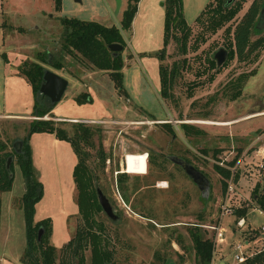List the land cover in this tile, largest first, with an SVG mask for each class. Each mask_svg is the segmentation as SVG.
Here are the masks:
<instances>
[{"label": "rangeland", "instance_id": "obj_1", "mask_svg": "<svg viewBox=\"0 0 264 264\" xmlns=\"http://www.w3.org/2000/svg\"><path fill=\"white\" fill-rule=\"evenodd\" d=\"M182 1L183 18L192 27L185 55L173 41L166 48L162 65L169 68L178 63V76L171 88L173 96L165 100L160 92L158 55L163 49L166 0H140L132 28L121 32L126 44L120 52L123 91L114 87L107 73L86 67L79 55L70 56L62 49L65 29L60 18L120 27L128 0H121L118 13L114 0H61L59 11L54 0H0V115L32 113L35 96L27 78L18 72L24 63H40L39 58L49 53L44 57L49 62L44 64L46 71L64 77L68 86L51 111L53 117L44 118L55 121L70 137L75 124L59 123L56 116L102 121L82 122L94 132V148L83 143L80 147L90 154L87 165L94 172L95 184L119 216L116 222L103 211L95 216L103 223V239L113 252L111 264H196L190 236L194 227L214 241L211 264H238L232 252L233 246L244 244L241 233L264 224V214L251 197L257 184L261 189L264 186V46L246 61L234 57L221 67L209 66L219 49L229 47L232 36L226 28L233 30L253 0L215 33L196 23L212 0ZM256 30L253 41L264 34L261 18ZM55 61L64 69H55L51 65ZM237 91L240 94L235 97ZM82 93L90 101L78 102ZM42 102L49 105L45 99ZM32 120L0 119L4 145L0 154L14 156L12 189L0 194V264H23L26 223L20 200L26 186L13 144L26 137L32 168L43 190L34 221L49 218L52 227L47 240L56 248V264H77L61 253L82 225L73 182L77 156L71 144L55 134L29 135L28 121ZM99 145L107 154L104 167L96 156ZM171 155L201 171L209 181L208 189L200 190L181 166L170 162ZM234 159L231 167L228 162ZM215 165L238 174L227 203L232 214L222 215L226 193H222ZM122 173L128 177L119 182ZM245 206L251 211L246 226L238 228L234 211ZM213 227L222 229L221 242ZM84 256V264H90L88 249Z\"/></svg>", "mask_w": 264, "mask_h": 264}, {"label": "trees", "instance_id": "obj_2", "mask_svg": "<svg viewBox=\"0 0 264 264\" xmlns=\"http://www.w3.org/2000/svg\"><path fill=\"white\" fill-rule=\"evenodd\" d=\"M140 0H128V7L122 14L120 27L105 26L97 21H83L73 18H60L65 33L64 44L62 49L71 54L70 56L79 55L86 67L98 69L107 73L114 83V87L118 91H123L124 75L122 69L124 66L123 57L121 53L113 55L109 50V45L118 43L125 48V40L122 37V30H130L133 24V18L138 10ZM165 4V25L163 34V49L159 53V60L161 62L159 67L160 74V92L161 97L165 100L173 96L171 88L174 85L177 75V64L173 63L172 67H165L162 62L165 61L166 48L170 41L176 43L178 51L181 55L187 52V44L191 32V27L183 18V1L182 0H166ZM249 0H234L231 3L228 0H212L196 18V23L204 26L211 33H215L228 23L232 22L237 14L240 12L244 3ZM56 9H61V0H54ZM264 9V0H253L247 11L243 14L241 20L234 26L226 28V32L230 34L231 40L227 48L229 59L237 57L241 61H246L250 56L264 46V34L259 36L256 40H252L253 34L257 32V24L259 21L260 12ZM202 41H204L202 39ZM226 49V48H225ZM45 54L39 58L40 63L31 62L24 63L19 69V74L27 78L33 96H35V105L32 111L34 119L30 122L28 128L29 135L34 133L49 132L55 134L59 140H67L74 149L77 162L73 171V182L76 187V203L78 206V215L82 221V225L77 228L74 237L61 248V253L70 255L74 258L77 264H84L86 257L84 251L86 249L90 252V264H111L113 262V252L106 247L108 242L103 239V223L95 220V216L102 212V207L97 200L96 182L94 172L91 167H88L87 160L90 154L81 149L80 144L83 143L87 147L94 148L93 134L94 132L89 126L83 123L75 124V133L70 137L63 128H59L57 123L51 119L46 120L44 117L52 115L51 111L56 104L51 100L40 95V87L43 84V75L46 71L44 64H49ZM78 57V58H79ZM183 65L186 60L182 61ZM55 69H62L63 65L60 62H53L51 64ZM210 68H216L214 60L210 61ZM240 94V91L235 93V97ZM83 97L84 99H81ZM43 99L49 102V105L44 106ZM77 101H90L87 93H82L76 98ZM53 117V116H50ZM186 128V125L182 126ZM21 153L17 154V165L21 168L22 175L25 178L26 190L21 197V205L24 215L25 241L26 249L22 255L21 262L23 264H56V248L48 243V237L51 235V222L49 218L41 221H34L35 205L43 195V190L40 182L36 180L34 168H32L31 150L28 146V138L22 139ZM4 145L0 143L2 149ZM11 154H0V194L9 192L12 189L13 177H10L5 164ZM96 156L100 160L101 166L104 167L107 159V154L102 148L98 146ZM235 159L228 162V165L233 167ZM10 169L14 174L13 165ZM217 173L221 176L222 193L227 192L228 180L232 176L230 168H224L220 165H215ZM124 179H122V178ZM128 175L122 173L119 175V182H123ZM233 180H238V174H234ZM251 197L255 200L258 209L264 212V187L261 189L257 184ZM249 207H239L235 209L234 215L239 219H245ZM42 230L41 238L38 239L39 231ZM244 240L253 241L260 237V234L254 229H246L241 233ZM190 236L194 242V252L196 254V264H211L213 260L214 241L207 239L201 233L198 227H194L190 231ZM243 264H264V250L258 251L253 256H248Z\"/></svg>", "mask_w": 264, "mask_h": 264}, {"label": "water", "instance_id": "obj_3", "mask_svg": "<svg viewBox=\"0 0 264 264\" xmlns=\"http://www.w3.org/2000/svg\"><path fill=\"white\" fill-rule=\"evenodd\" d=\"M80 1L81 0H74V2L76 3ZM114 1L116 3V12L118 13L120 11L122 3L121 0H114ZM228 1L231 3L234 0H228ZM260 17L262 20H264V9L261 11ZM109 50L113 53V55H118L120 52L124 50V48L121 44L114 43L109 45ZM228 57L229 54L225 48L219 49L215 53V57H214L216 61V66L221 67L223 63L228 59ZM43 77H44L43 84L40 87V91H39L40 95H44L48 97L51 100V102L54 104L59 103L62 97L64 96L63 94L68 86V81L64 77L58 76L51 71H45ZM21 147H22V141L18 140L14 142L13 150L17 154L21 153L22 151ZM13 159L14 156L10 155L5 164V169H7V172L9 173L10 177H13L12 171L10 169ZM169 160L172 161L174 164L181 166L187 177L191 179L193 182H195L200 188V190L208 189L209 181L204 176V174L201 171L197 170L192 164H188L176 156H171ZM96 194H97V200L101 205L102 211L104 212L106 217L112 222L118 221L119 216L115 214L111 203L106 198L102 189L97 186H96ZM41 235H42V230L39 231L38 239L41 238Z\"/></svg>", "mask_w": 264, "mask_h": 264}, {"label": "crops", "instance_id": "obj_4", "mask_svg": "<svg viewBox=\"0 0 264 264\" xmlns=\"http://www.w3.org/2000/svg\"><path fill=\"white\" fill-rule=\"evenodd\" d=\"M78 67H80V66H78ZM77 68V67H76ZM62 69H64V68H62ZM82 70V69H81ZM83 72H81V73H83L82 74V76L84 75L85 76V73L87 72L86 70H84V68H83V70H82ZM88 71H92V69L91 70H88ZM19 73V72H18ZM30 88H31V86H30ZM31 92H32V89H31ZM264 113V112H263ZM53 114V113H52ZM54 115V114H53ZM2 118H5V119H19V120H23V121H27V120H32V119H34V117H32V114H25V115H20V114H15V113H10V114H5V115H0V119H2ZM56 118H57V121L60 123H62V122H68V123H82V122H85V123H90V124H94V123H98V122H102L100 119H98V120H96V119H93V118H69V117H65V116H62V117H60V116H56ZM28 122H31V121H28ZM264 147V146H263ZM261 184L262 185H264V179H263V181L261 182ZM264 187V186H263ZM252 209H257V208H252ZM258 210V209H257ZM251 211V209L247 212V214H246V216L248 215V213ZM260 211V210H259ZM262 214H264V212H262ZM245 216V226H246V223H247V217ZM244 226V227H245ZM262 226H264V224H262V225H260V226H258V227H256V229H254V228H252V229H254V230H256L259 234H260V237L259 238H257V239H255V240H253V241H251L252 242V244H248L247 246V248H246V253H248V254H250V256L252 255H255L256 253H257V251L259 250L258 248H260V240H258V239H260L261 237H264V233H261V227Z\"/></svg>", "mask_w": 264, "mask_h": 264}, {"label": "built area", "instance_id": "obj_5", "mask_svg": "<svg viewBox=\"0 0 264 264\" xmlns=\"http://www.w3.org/2000/svg\"><path fill=\"white\" fill-rule=\"evenodd\" d=\"M146 156V162L148 161V156L147 154H144ZM126 162V156H125V160H124V163L122 164V166L125 164ZM222 166V165H221ZM263 166V165H262ZM261 166V167H262ZM124 168V166H123ZM226 168V167H224ZM229 168V167H227ZM125 172V171H124ZM233 176H234V170L232 172V176L231 178L229 179V185H228V188H227V192H226V195H225V199H226V206H224L222 208V215H227V214H232V212L229 210V207L227 206V203L228 201L231 199V194L233 193L234 191V186H233ZM237 226L238 228H243L245 226V220L242 218V219H239L237 220ZM214 230H218L219 232V236H220V239L218 241H222V235L220 234V232H222V229L220 228H217V227H213ZM261 233H264V226L261 227ZM260 245H261V249H259L258 251H262L264 250V237H261L260 239ZM251 241H248V240H244V244L241 245V244H238V245H235L233 246V252L234 253V260L238 263V264H243L245 263L246 259L248 256H250V254L246 253L243 249L248 245L250 244ZM257 251V252H258ZM252 256V255H251Z\"/></svg>", "mask_w": 264, "mask_h": 264}, {"label": "flooded vegetation", "instance_id": "obj_6", "mask_svg": "<svg viewBox=\"0 0 264 264\" xmlns=\"http://www.w3.org/2000/svg\"><path fill=\"white\" fill-rule=\"evenodd\" d=\"M260 14H261V12H260ZM261 17H260V15H259V19H260ZM172 156V155H171ZM170 158V157H169ZM171 162V161H170ZM113 208V207H112Z\"/></svg>", "mask_w": 264, "mask_h": 264}]
</instances>
